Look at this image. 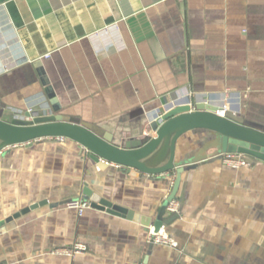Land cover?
Segmentation results:
<instances>
[{
  "label": "crops",
  "instance_id": "crops-1",
  "mask_svg": "<svg viewBox=\"0 0 264 264\" xmlns=\"http://www.w3.org/2000/svg\"><path fill=\"white\" fill-rule=\"evenodd\" d=\"M48 53V56H44ZM206 93L240 96L236 115L264 132V0H8L0 5V119L27 108L95 128L111 144L153 134L159 111ZM231 111V110H230ZM234 114V113H233ZM149 130H151L150 133ZM201 160L190 163L191 158ZM215 136L189 130L164 230L147 240L175 170L133 175L65 138L0 150V264H264V162L230 167ZM93 192L131 212L70 199ZM15 215V217H13ZM12 216V217H11ZM11 217L10 220H7ZM150 217V224L142 222ZM85 246L73 256L55 248Z\"/></svg>",
  "mask_w": 264,
  "mask_h": 264
},
{
  "label": "water",
  "instance_id": "water-1",
  "mask_svg": "<svg viewBox=\"0 0 264 264\" xmlns=\"http://www.w3.org/2000/svg\"><path fill=\"white\" fill-rule=\"evenodd\" d=\"M6 1L8 0H0V5ZM188 110L183 104L169 107L162 113L159 121L151 123L153 134L126 141L123 147L105 140L95 128L83 127L53 114L31 115L25 112L22 119H12L11 122L0 119V150L8 145L29 143L37 138L64 137L86 148L95 161L102 159L124 166L133 175L140 172L161 174L175 170L176 175L167 203L161 207L152 222L157 231L166 224L164 208L174 198L180 184L183 165L176 166L174 162L175 145L185 132L194 129L209 130L215 136V147L219 155L238 152L264 162V132L246 125L241 116L231 111L220 116L215 113L216 106L203 104L197 105V111ZM202 158V155H196L191 158L190 163ZM82 195L92 207L106 208L110 213L125 214L124 216L131 218L130 211L114 205L87 186L83 187ZM144 220L145 224L151 222L150 217H143L142 222Z\"/></svg>",
  "mask_w": 264,
  "mask_h": 264
},
{
  "label": "built area",
  "instance_id": "built-area-1",
  "mask_svg": "<svg viewBox=\"0 0 264 264\" xmlns=\"http://www.w3.org/2000/svg\"><path fill=\"white\" fill-rule=\"evenodd\" d=\"M44 56H48V53ZM185 102L180 103L186 105L188 107L189 112L197 111V105H209L216 106V114L220 116H225L227 111H230L234 114H237L239 109V98L240 96H234L232 93H224L222 100L219 104H214V99L207 95L206 93H192L188 92L184 95ZM178 104V103H177ZM176 105V104H175ZM27 112L31 115H36L37 113L31 108H27ZM162 111H159L156 115V119H160L162 115ZM151 130H149L150 132ZM152 133V132H150ZM154 133V132H153ZM57 140L63 141L64 137H56ZM15 145V144H13ZM10 146V145H8ZM7 147V146H6ZM222 162L230 167H241L248 166L251 163L252 158L243 153H223L221 154ZM105 161V160H103ZM107 162V161H106ZM65 207L71 210H75L78 214H82L83 211L92 207L91 203L87 199L77 198L70 199L65 202ZM166 210L169 213H178L179 212V202L176 199H172L166 206ZM147 240L154 244L159 245H169L175 247L177 245L176 241L164 230L163 227H160L157 231H155L154 226H150L148 230ZM85 251V246L81 243H75L71 247H60L55 248L52 252L65 254L69 256H73L75 254L83 253Z\"/></svg>",
  "mask_w": 264,
  "mask_h": 264
},
{
  "label": "rangeland",
  "instance_id": "rangeland-1",
  "mask_svg": "<svg viewBox=\"0 0 264 264\" xmlns=\"http://www.w3.org/2000/svg\"><path fill=\"white\" fill-rule=\"evenodd\" d=\"M229 113V112H228Z\"/></svg>",
  "mask_w": 264,
  "mask_h": 264
}]
</instances>
